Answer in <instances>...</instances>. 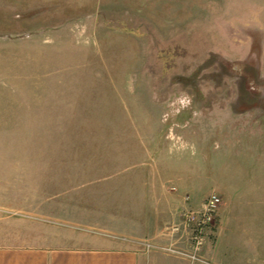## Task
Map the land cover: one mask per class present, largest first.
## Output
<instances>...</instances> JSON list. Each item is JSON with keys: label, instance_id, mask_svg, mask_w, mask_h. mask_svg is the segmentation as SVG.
I'll use <instances>...</instances> for the list:
<instances>
[{"label": "rangeland", "instance_id": "rangeland-1", "mask_svg": "<svg viewBox=\"0 0 264 264\" xmlns=\"http://www.w3.org/2000/svg\"><path fill=\"white\" fill-rule=\"evenodd\" d=\"M239 117L228 138L196 132ZM1 159V244L129 246L153 225L185 244L167 234L179 207L229 186L203 245H248L264 230V0H0Z\"/></svg>", "mask_w": 264, "mask_h": 264}, {"label": "crops", "instance_id": "crops-1", "mask_svg": "<svg viewBox=\"0 0 264 264\" xmlns=\"http://www.w3.org/2000/svg\"><path fill=\"white\" fill-rule=\"evenodd\" d=\"M203 120L196 130L199 136L207 135V132L210 133L211 131L224 130L225 137L228 138L232 133L235 134V131L240 132L243 118L239 117L235 118V121L234 119L231 120V122H229L231 126H226L224 129L220 124L217 126L218 123L215 127H212L209 122L207 123ZM251 122L252 121H250V123ZM258 135L260 137L259 129ZM6 156L7 155L4 154V157ZM3 161L7 160L1 159V165H3ZM228 187L229 186L223 187L221 191L217 193L221 198V202L216 209L213 220L214 224H212L211 227L220 226L219 224L221 222L224 223L227 220V215L224 214L227 213L229 203L232 201L231 196L235 192L234 188L230 190V187ZM180 211L179 207L178 212ZM128 234L135 239L147 237V240L156 244H163V242H165V244L169 243V239L164 238L162 235V227L155 225L145 232L130 231ZM244 235L253 237L248 240V245L242 247H230L227 245L217 247L213 243H210L202 245L200 256L212 260L216 264H264V244L261 243V241H263L262 237H264V230L252 229L245 231ZM174 243L177 245L178 241ZM178 244H181V248H186V243L184 244L180 241ZM168 255H170V253H161V251L152 248L145 250L140 244L122 246L118 243L103 242L101 240L98 243L90 241V243L86 245L77 246H33L0 243V264H176V261L171 259L174 257ZM174 255L186 260L183 256ZM187 264H190L189 261Z\"/></svg>", "mask_w": 264, "mask_h": 264}, {"label": "built area", "instance_id": "built-area-1", "mask_svg": "<svg viewBox=\"0 0 264 264\" xmlns=\"http://www.w3.org/2000/svg\"><path fill=\"white\" fill-rule=\"evenodd\" d=\"M220 202V196L215 192H211L201 201L197 210L180 211L178 216L181 215V226L176 223V225L170 227V232L166 230L165 233L168 232L167 234L170 236L173 235L171 231H175L174 233L181 234L182 232V234H185L187 240L186 248L178 249L174 246V243L171 242L166 245H159V248L166 252L185 257L190 264H214L210 260L200 256V250L204 242V237L213 224L215 211ZM138 244L142 245L145 250L155 247V244L147 239L138 241Z\"/></svg>", "mask_w": 264, "mask_h": 264}]
</instances>
